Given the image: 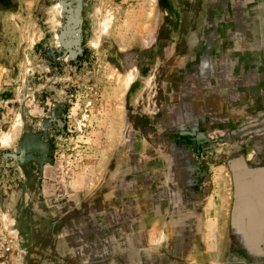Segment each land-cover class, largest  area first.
Listing matches in <instances>:
<instances>
[{
    "label": "rangeland",
    "instance_id": "rangeland-1",
    "mask_svg": "<svg viewBox=\"0 0 264 264\" xmlns=\"http://www.w3.org/2000/svg\"><path fill=\"white\" fill-rule=\"evenodd\" d=\"M175 248L264 264V0H0V264Z\"/></svg>",
    "mask_w": 264,
    "mask_h": 264
},
{
    "label": "crops",
    "instance_id": "crops-1",
    "mask_svg": "<svg viewBox=\"0 0 264 264\" xmlns=\"http://www.w3.org/2000/svg\"><path fill=\"white\" fill-rule=\"evenodd\" d=\"M170 253L171 254H169L170 255L169 258H165V256L163 257L162 255H156L159 261L158 264H185L182 262L180 257L178 258L177 256L178 250L176 248H175V252L171 250Z\"/></svg>",
    "mask_w": 264,
    "mask_h": 264
}]
</instances>
